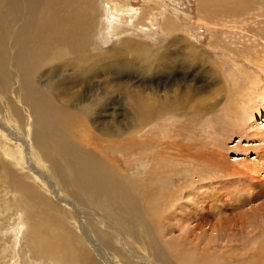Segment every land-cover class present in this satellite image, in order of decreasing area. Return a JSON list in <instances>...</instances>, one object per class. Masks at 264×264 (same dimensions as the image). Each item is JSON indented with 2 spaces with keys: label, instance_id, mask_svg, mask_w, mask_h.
I'll return each mask as SVG.
<instances>
[{
  "label": "rangeland",
  "instance_id": "obj_1",
  "mask_svg": "<svg viewBox=\"0 0 264 264\" xmlns=\"http://www.w3.org/2000/svg\"><path fill=\"white\" fill-rule=\"evenodd\" d=\"M93 1L96 5L94 8V24L91 25L87 36L89 42L86 40V35V39H83L85 44L83 50L86 51L82 54L83 58H79L81 61L78 58L71 59L68 56L72 61L68 59L60 60V62L62 61L61 65L65 62L67 64L62 68L63 71L59 76L52 70L53 66L49 65L40 71L36 79L41 84H44L46 95L52 99L56 98L55 95L58 97L57 99H66V96L60 97L61 94L56 93V90H58L56 86L58 77H63L61 80L67 78L66 80H70L73 83V88L69 87V84L65 87L64 85L61 86L67 91V95L74 93V97L79 98V102L82 101L83 96L88 98L87 103H80L79 106L85 104L84 111L83 113L77 112L75 114L78 126L69 128L68 136L73 144L78 145L77 147L85 151L86 149L93 151L94 139L97 138L99 140L102 147H99L95 153L98 154L96 158L101 160L102 163L100 162V170L96 173V177H104L103 179H105L108 178L107 174L111 173L115 179L133 182L132 184L139 188L137 190V207L142 211L139 217L144 220V226H149V228L147 226L148 235L144 234L142 230L143 240L137 241V244L133 243L130 238V245L126 244L127 247L134 253L136 247V252L144 254V256L156 255L158 260L167 259L171 262L169 264H181L184 258L194 259L198 257H202L203 262L208 264H264V113L258 112L253 115L251 114L252 111L248 110L247 113L243 114L241 109L238 110L239 105L242 107L240 100L243 103L245 100L246 103L243 105L249 106L248 100L258 96V91L256 92L258 90L257 85H264V74L261 68L264 65V60L262 59L264 57V39L258 40L257 38L259 36L264 37V0L261 2L260 0H251V8H254L255 11L249 12L250 14L243 18H241L242 16L229 17L221 12V0H214L215 2L213 1V5L210 8L205 0ZM85 2L87 3V0H76L65 10L64 13L70 16L71 25L77 26L80 22V16L86 10L88 11V7L84 6V4L87 5ZM106 4L111 8L115 7L119 13H122L124 23L121 26H123V29L129 30V35L127 33L119 35L112 33V26H110L108 17L105 18L106 21L104 20V23L99 21L98 15L105 12L106 7L104 5ZM20 5L19 9L24 14L23 8L25 4L20 3ZM81 5L84 6L82 7L83 9L80 8ZM75 9L80 10L75 11ZM212 9L215 10L212 11ZM68 10H70L69 13ZM15 13V16H17L15 27H17L20 24L21 13L17 11ZM253 13L257 15L252 19H248ZM167 27L171 29L169 33L167 32ZM127 36L129 38L125 42L126 40L124 39H127ZM174 36L175 40H177L176 37H181L179 40L182 41L176 43V50H169L167 52L168 55L163 56L161 52L163 46L171 42ZM133 39L138 44H129L128 41ZM187 44L197 45L203 52L210 55L214 63H222L221 70L228 92L220 91L216 93L213 90L215 86L200 91L201 97L197 94L198 96L196 95V97H199L197 101L203 104L202 107H207L201 112H195L194 119L193 110L187 106L188 102L186 97H184V102L181 101L175 108L170 109L175 115L173 118L167 119L165 117L161 119V113L155 117L148 112L149 116L145 119L146 123L138 129H133V124H131L133 115L136 113L137 116L138 110H133L132 108L134 100L128 99L127 93L129 91L133 93L135 91L141 96L150 98L149 103L157 108L161 104V96H163L164 92L161 87L164 79L170 80V86L183 90V94L186 92L183 86L198 85L192 82L193 76L190 77L193 72H198V70L194 71L193 68H187V60L182 54ZM146 48L150 49V59L148 56L146 58V55H143ZM178 50L182 53H177L176 51ZM172 53L174 55L171 62L163 65L165 57L171 56ZM109 55L110 57H107ZM152 56H156L154 59L157 60L155 64L149 62ZM86 59L91 64L90 66L86 64L85 69H88L87 71L82 67ZM60 62H57V64H60ZM71 66L72 68H70ZM49 67L50 71L48 70ZM78 71L80 74L82 73L80 76L76 74ZM93 72L96 73V76L95 74L93 76ZM248 72L251 73L252 77H250ZM253 85L256 86L251 88ZM68 87L71 90L67 89ZM79 88L82 89L79 90ZM241 91L244 94L249 91L251 98L250 96H245L246 99L248 98L246 101L245 97L242 98L243 94H241ZM240 95L241 98L238 97ZM90 96L93 97L91 98ZM234 97L239 100H235ZM253 99H251L252 102ZM257 99L253 103H257ZM101 107H104V109ZM234 107L237 108L236 112H234ZM143 110L146 113V109L143 108ZM7 112H9V107H6L3 103L0 104V123L2 122V127L13 129L14 126L12 124L9 126L10 124L6 120L3 121V115ZM98 121L103 123L105 129L107 122L116 121L120 129H112L111 131L99 130L95 127ZM0 131L3 135L12 137L11 140H8L9 142L7 140L3 141L11 148L15 146V139H25L23 132L18 130H11L13 131L12 134L11 132L10 134L4 133L2 129ZM171 142L179 144V147H187V150L191 151L190 159L185 161L181 158V153L177 151L178 147L175 144L176 149L172 148V145L171 147L169 146ZM164 150L166 155H163ZM161 155L163 156L161 157ZM3 160L5 159L2 158L0 148V264H53V257H49V253L54 254V256L59 253L63 256V259L64 256H66V259L72 257L74 262H78L76 259L80 257L81 253L79 251L83 252L81 246L77 248L78 239L68 233L70 239L67 240L65 237H60L58 233L63 228V224H66L65 219L60 215V211L66 212V210L61 209L59 211V208L54 203L47 202L42 197H40L41 201L33 202L31 199L15 193L14 186L17 185V182H12L11 180H20V175L11 166H8L9 164H7L6 160ZM104 163H107L108 169H110L108 173L104 170L102 165ZM104 173L106 174L104 175ZM198 183L206 184L207 188L202 189L204 191L200 190L199 196L191 199V203L197 201L196 199L204 200L206 203H203L202 206L207 209L209 208L208 202L212 199L223 200L224 202L222 203L218 202L217 207L210 209L209 215L214 216L215 220L224 219L225 217V220L220 221L217 225L218 228L222 227L221 229H223L229 226V231L226 232L227 236L225 234L227 241L221 231H218V234H210L211 231H204L206 228L204 227L203 231L206 232V235L210 234L214 239H217V242L221 238V242L217 244V248L221 250L208 251L210 260H208L209 257L206 258L208 255L204 252H202L204 255L200 254L199 248H201V245H199V241H193L191 238H179L181 233L184 234L183 229L180 227L181 224L175 227L173 216L168 217L171 206L163 204L161 198V196L169 197L168 195L171 194L174 195L172 198L177 196L183 198L186 194L196 191ZM214 192H217L218 198L213 197ZM181 201H185V199ZM196 205L198 206L197 203ZM196 205L191 206V210H195ZM25 207L28 210L32 207L36 208L31 209L33 211L40 210L36 218L29 217L24 212L27 211ZM175 208L177 209L178 206H175ZM221 210L223 211L220 212ZM51 211L54 213H50ZM218 212L221 213L220 216ZM17 214L21 215V219L23 218L22 224L16 221ZM207 214L208 212L205 213V217H209ZM48 216H53V218ZM61 219L62 222L60 221ZM193 219L195 223L197 220L194 217ZM204 219L202 218V220ZM150 220L153 222H148ZM215 220L209 218L208 222L210 223L205 225L207 227L211 223L215 225ZM25 223L26 225H24ZM36 224H39V226L43 225L44 229H40L39 226L37 228ZM212 224L211 226H213ZM241 224L242 228L240 227ZM222 225L225 226L223 227ZM168 228L173 230L170 232ZM46 229H50L53 236H56L48 237ZM141 229L143 228L139 230ZM18 230L20 231L19 234L16 233ZM240 230L244 231L241 232ZM33 235L36 241L38 240L37 242ZM43 237L44 239H42ZM44 243L46 246L43 245ZM112 243L115 244V241ZM188 243L192 244V246L188 245ZM219 243L222 246H219ZM193 244H196L197 247H194ZM39 245L43 247L41 248ZM45 250L49 251V253ZM166 252L168 255L165 254ZM122 254L124 253L122 252ZM198 254L200 256H197ZM210 255H213V258ZM219 255L221 256L220 260L218 258ZM212 259H216V261L214 260L215 263H213ZM59 262L60 260H57L55 264H61ZM185 262L187 261L185 260ZM193 263L200 264L194 261Z\"/></svg>",
  "mask_w": 264,
  "mask_h": 264
},
{
  "label": "bare ground",
  "instance_id": "obj_2",
  "mask_svg": "<svg viewBox=\"0 0 264 264\" xmlns=\"http://www.w3.org/2000/svg\"><path fill=\"white\" fill-rule=\"evenodd\" d=\"M75 1L76 0H0V104L3 103L6 105V107H9V112L3 115V121L6 120V122L10 124L9 126H11V124L14 126L13 129H10V128L5 129L4 128L5 126L2 127L1 125L2 122H1L0 129H2V131L7 134H10V132L12 134L13 131L11 130L21 131L23 132V136L25 138V139H15V140L13 139L15 141V146L11 148L7 146L5 143H3V141L7 140V142H9L8 140H11L12 137L10 135H3V133L0 131V148L2 151V158L6 160L7 164H9L8 166H11L20 175V180L18 181L11 180L12 182L13 181L17 182L16 186L13 185L15 193H18L22 197L31 199L33 202L41 201L42 199L40 197H42L47 202L54 203L56 207L59 208V211L61 209L66 210V212L60 211L61 213L60 215L65 219L66 224L65 225L63 224V228L61 229L59 228L60 229V232H58L59 236L62 238L65 237L67 240L70 239L68 233H70L72 236H75L76 239H78L77 248L81 246L83 248V252L79 251V253H81L80 257L76 259V261L78 262H74L72 257L70 259H66L65 258L66 256H64V259H63V256L59 253L56 256H54V254L52 253L50 254L49 251H47L48 250L47 248V250L45 251L49 253V257L50 256L53 257V260H52L53 264H55V261L57 260L58 261L60 260L59 263L61 264H64V263L65 264H129V263L130 264L131 263L132 264H166V263L169 264L171 262L168 261L167 259H161V258H160L161 260L156 259V255L144 256V254L142 255L140 253H137L136 247H135V253L133 251L131 252V250L126 245V244L130 245V241H129L130 238L132 239L133 243L138 244L139 241H142L143 240V237H142L143 235H141L142 230L144 234L148 235V231H147L148 225L144 226L145 224L144 220L141 219V217H139L142 211L138 209L137 207V195H138L137 190H139V188L133 185L132 184L133 182L131 183V182H126L122 179L120 180L115 179V177L111 173L107 174L108 178H105V179H103L104 177L103 178L96 177V173L100 170V162H101V160L96 158L98 154L95 153V151L99 147H102V145L99 143V140L97 138L94 139L95 141L92 146L93 151L91 149L90 150L86 149L85 151L84 149L82 150L80 147H77L78 145L76 146L75 144H73L72 140L68 136V129L78 126V122H77V119L75 118V114L77 112L83 113L84 111L85 104L82 106H79L80 103L81 102L87 103L88 98L83 96L82 101L79 102V98H75L74 93L71 95H67V91L63 89L61 86L64 85L65 87L69 84V87L73 88V85H72L73 83H71L70 80H66L67 78L61 80V78L63 77H58L63 71L62 68L67 64L65 62L63 63V65H61L62 64L61 62L63 61V59L64 60L68 59L70 61L72 58L74 59L83 58L82 54L84 53V51H86V50H83L84 49L83 46L85 45L84 40L86 39L85 35L86 37L89 35L91 25L94 24V17H95L94 8L96 7L93 0H87V3L85 2L87 5L84 4V6L88 7V11L86 10V12L80 16L79 24L77 26L75 25L73 26L71 25L72 23L70 24V16L64 12ZM213 1L214 0H205L209 8L213 5ZM221 1H222L221 12L225 13L229 17H241L242 16L241 18H243L244 16L249 15L250 14L249 12L252 13L253 11H255L254 8H251V0L250 1L249 0H221ZM261 1L263 0H260V2ZM20 3L25 4V7L23 8L24 14L21 13V9H19L21 7V5L19 6ZM84 6L81 5L80 8ZM104 6L106 7L105 12L103 14L100 13L98 15L99 21L100 22L102 21V23H104V20L106 21L105 18L108 17L110 20V26H112L111 27L112 33H114L115 35L127 33L129 35L128 33L129 30L123 29V26H121L124 23L122 19V13L121 12L119 13L118 10L115 9V7L111 8L107 4ZM76 10H80V9H75V11ZM213 10L215 9H212V11ZM15 11H17L18 13H21L20 20H19L20 24L17 27H15L16 18H17V16H15L16 14ZM69 11L70 10H68V13ZM257 14L253 13L252 16H249L250 18L248 19L254 18V16H256ZM166 29L168 30L167 31L168 33L171 30L169 29V27H167ZM128 38L129 37L127 36V39H124L126 40L125 42H127ZM180 38L181 37H176L177 40H175V36L172 37L171 42H168L166 45L163 46L161 50L162 55L163 56H165L166 54L168 55L167 52L169 50L170 51L176 50L177 49L176 43L182 41V40H179ZM257 38L258 40L264 39V37L262 36H259ZM86 40H88L89 42L88 37ZM184 40L186 41V39ZM258 40L257 42H259ZM128 42L129 44L130 43L138 44L137 41H135L134 39L129 40ZM144 50L146 51L143 52V55H146L145 56L146 58L147 56L149 57L151 55L150 49L146 48ZM176 52L180 54L182 53L180 50ZM174 53H172L171 56L169 57H165L163 65H167L171 62L172 56L174 55ZM182 54L187 60V68L189 69L193 68L194 71L198 70V72H193L190 75V77L193 76L192 82L198 85L183 86V89L186 90L185 94H183L182 93L183 90L181 91L180 89L179 90L176 89L177 87L174 88L170 86L171 85L170 80L164 79L163 82L161 83V87L164 92L162 94L163 96H161V102H160L161 104L157 108L153 104L149 103L150 98L141 96L135 91L134 93L129 91L127 93L128 99L134 100L133 104L131 103L133 110H138V112L139 110H142L139 113L137 112V116H136V113L135 115H133V121L131 123L133 124V127H134V128L132 127L133 129H138L139 127L144 125V123H146L145 119L146 117L149 116V113H152L155 117L158 116L159 113H161V119H164L165 117L167 119L173 118L175 115L170 109L175 108L179 102L181 101L184 102L183 101L184 97H186V101L188 102L187 106L193 110L192 114H193V119H194L195 112H201L203 111V109L207 107V106L202 107L203 104L198 103L197 101V99L201 97V95L199 94L200 91L204 90L205 88L215 86V89L213 90L216 93L220 91L222 92L224 91V93L228 92L227 86L225 85L224 79H223V72L221 70L222 68L221 62L214 63L211 60L210 55L203 52L202 49H200L195 44H190V45L187 44ZM68 56L71 57V59H69ZM107 57H110V55ZM155 58L156 56H152V59L149 62L155 64L157 61V60H154ZM87 59L85 63H83L82 65L84 69L86 68V64H88V66L91 65L89 63L90 61ZM262 59L264 60V57ZM60 60L62 61L60 62ZM57 62L58 63L60 62V64H57ZM142 64H145V63H142ZM49 65H52L53 66L52 70H54V72L58 74V76H56L58 77L57 78L58 81L56 82V86L58 87V90H56V93L61 94L60 97L63 95H64L63 97L66 96V99L64 100L62 98L57 99L58 97L56 95H55L56 98L54 99L47 96L45 93L44 84H41L36 79L38 75L40 74V71H42L44 68L48 67ZM148 66H150V64H148ZM70 68H72V66ZM261 68L263 69L261 70L263 71V74H264V65H262ZM48 70L49 71L51 70L50 67ZM87 70L88 69H85V71ZM79 71L76 72V74H79L80 76L82 73L80 74ZM248 73L249 75L251 74L250 72ZM84 74L86 73L84 72ZM94 74L96 76V73L93 72V76ZM183 75H186V74H183ZM250 77L252 76L250 75ZM255 79H257V77ZM248 80L249 78L247 79V83H248ZM262 85H257L258 90L255 89L256 92L258 91L257 92L258 96H255V97H257L258 99L251 98L249 91H247L245 94L242 93L241 91V94H243L242 98H244L245 96L247 97L250 96V98L253 99V102L255 99L258 100L257 103H253L252 100L249 99L247 102L249 106L243 105L246 103L244 99H242L244 100V103L243 101L240 100L242 107L241 105H239L241 108L239 107L238 110L241 109L243 114L247 113L248 110H251L252 111L251 114L253 115L254 113H258V112H260L261 114L264 113V85L263 86ZM255 86L253 85L251 88ZM69 87L67 89L71 90ZM80 89L82 88H79V90ZM95 94H96V91H95ZM197 94L200 95L198 98L196 97ZM181 95H184V96H181ZM222 95H225V94H222ZM90 97L92 98L93 96H90ZM238 97L241 98V95ZM235 100H239V99L235 98ZM244 106H246L247 109H245L246 107L244 108ZM101 108L104 109V107H101ZM143 108L146 109V113L143 110ZM234 108H233L234 112H236L237 108L236 107ZM95 127L102 131H111L112 129L114 130L120 129L119 128L120 126L119 124H116V121L107 122L106 129L103 126V123L100 121H98V124ZM109 135H107V137H109ZM174 144L178 147L177 151L181 153V154L178 153L180 154L181 158H183L185 161L190 159L191 151L187 150V147H184V146L179 147L178 146L179 144L177 145L175 142L174 143L171 142L169 146L171 147L172 145V148L176 149L175 148L176 146ZM165 153L166 151L164 152V154L161 152V154L163 155H166ZM163 155H161V157ZM174 157H177V156H174ZM102 165L106 173H108L110 169H108L109 167L107 166V163L106 164L104 163ZM243 165H245V163H243ZM106 173H104V175ZM205 185L202 183L199 184L196 187L197 188L196 191H193V193L191 192V194L190 193L186 194L185 196H183V198H179L177 195L176 196L178 198L177 197L172 198V196H174L173 194L168 195L169 197L161 196V198H162L163 204L171 206L170 214L168 215V217L173 216V222L175 223V227L181 224L180 227L181 229H183L184 234L181 233L179 238L181 239L191 238L193 241H199V245H201V248H199V250L201 251L200 254L204 255L205 253L208 255L209 253L208 251L213 252L217 249H220V248H217V244L218 242H221L220 241L221 238L217 242V239H214V237L211 236L210 234L221 231L223 234V237L225 238L227 236L226 232L229 231L228 229L229 226L224 227L225 225H222L224 227L223 229H221L222 227L218 228L217 225L219 224L220 221L225 220V217L224 219L215 220L214 216L212 217L211 215H209L210 214L209 212H211L210 209L212 207H217L218 202L222 203L224 202L223 200L222 201H219V199L211 200L208 197L211 201L208 202L209 208L207 209H205L202 206L203 203H206L204 202V200L200 201V199L199 200L196 199L197 201H193L191 203V199H194V197L199 196L200 190L207 188V186ZM5 187H6V184H5ZM11 187H12V184H11ZM8 193H9V190H8ZM213 197L215 198L217 197V192L213 194ZM182 199H185V201H181ZM18 202H19V199H18ZM195 202L198 204V206L196 205ZM194 205H196V209L191 210V206H194ZM175 206H178V208L176 209ZM202 208L205 210H203ZM31 209H36V208L32 207L30 208V210L27 209V211H24V212H26V214L29 217L36 218V215L38 214V211L40 210L33 211ZM181 209L182 211H180ZM222 211L223 210H221L220 212ZM207 212H208L207 215H209V217H205V213ZM220 212H218L219 216L221 214ZM50 213L53 214L54 212L51 211ZM50 217L53 218V216H50ZM193 217L196 218L197 221L200 219L199 220L200 222L195 221L194 223ZM202 218H205V219L202 220ZM209 218L210 219L212 218L215 220L214 221L215 225H213L212 223L211 224L213 226H211V224H209V227L205 225L207 223H210L208 222ZM22 219H21V215H18L16 218V221H19V224H22L23 222ZM43 219H44V216H43ZM60 221L62 222V219ZM148 222H151V220ZM191 223L193 224L191 225ZM24 225H26V223ZM38 226L39 224L38 225L36 224L37 228ZM241 226L242 224L240 225V227ZM20 227L22 228V226ZM204 227H206L204 231L206 232L211 231L210 234L207 233L210 236L206 235V232L203 231ZM39 228L44 229V226L40 225ZM140 228H143V229L139 230ZM30 229L32 228L30 227ZM171 230L173 229H169L170 232ZM16 233L19 234L20 231L18 230ZM46 235L48 237L56 236V235L53 236L50 229H46ZM136 237L138 238L136 239ZM42 239H44V237ZM35 241H36V238H35ZM49 241L51 242L50 239ZM114 241H115L116 246H114L115 244L112 243ZM222 242H223V239H222ZM32 244L34 245V243ZM43 245H45V243ZM188 245L192 246V244H189V243ZM39 246L41 247V245ZM193 246L197 247L196 244H193ZM219 246H222V245H220L219 243ZM75 250L77 251V249ZM122 252L124 254H122ZM156 252L158 253L157 249H156ZM165 254L168 255L167 252ZM197 256H200V255L198 254ZM208 257L209 255L206 258ZM220 257L221 256L219 255L218 257L219 260H220ZM210 259L211 258L209 257L208 260ZM185 260L190 263L185 262ZM212 260L216 261V259H212ZM193 261L199 262L200 264H208L207 262H203L202 257H198L194 259L184 258L181 264H195L193 263ZM215 261L213 263H215Z\"/></svg>",
  "mask_w": 264,
  "mask_h": 264
}]
</instances>
